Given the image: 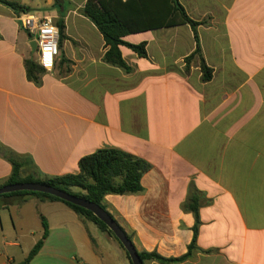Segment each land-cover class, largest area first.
Listing matches in <instances>:
<instances>
[{"label":"crops","instance_id":"obj_1","mask_svg":"<svg viewBox=\"0 0 264 264\" xmlns=\"http://www.w3.org/2000/svg\"><path fill=\"white\" fill-rule=\"evenodd\" d=\"M0 2V145L27 158L21 177L45 180L79 173V161L102 149L145 160L143 192L105 200L138 252L165 258L188 253L199 198V228L190 259L179 264H264V0H179L198 28L210 82L188 25L128 35L147 58L121 46L130 73L104 62L105 41L83 14L87 0ZM27 17L65 23L67 39L52 70L31 82L38 62ZM0 147V186L12 165ZM193 187V192L190 189ZM130 264L125 251L61 201L36 195L0 198V264ZM145 264H158L147 261Z\"/></svg>","mask_w":264,"mask_h":264},{"label":"trees","instance_id":"obj_2","mask_svg":"<svg viewBox=\"0 0 264 264\" xmlns=\"http://www.w3.org/2000/svg\"><path fill=\"white\" fill-rule=\"evenodd\" d=\"M0 2L11 8L18 15L30 12V8L17 3L4 0H0ZM83 14L96 26L104 38L106 47L104 62L111 66L118 67L126 73H130L132 69L122 57L120 50L121 46L127 47L140 58H147L148 53L146 43L138 45L130 44L123 40L125 37L131 34L160 28H172L180 25L190 26L196 42V50L186 58V70L189 71L192 61L195 58H198L200 60L202 81L210 82L212 80L213 69L205 62L198 33V28L206 24V21L199 22L193 20L180 4L179 0H87L83 9ZM56 26L59 29V47L61 48L63 42L67 39L65 33L66 27L64 21L57 22ZM25 68L28 79L36 85H40L41 76L46 73V70L32 60L25 61ZM0 147L5 153L4 157L12 165V174L10 178L1 185L0 188L18 183L47 184L58 190L99 205L107 211L118 224L119 222L116 220L115 216L109 211V206L105 200L106 196L136 195L142 193V178L144 174L151 169V165L148 162L128 153L114 149H102L83 157L79 161L78 174L45 180L36 179L34 176L22 178L20 174L21 169L31 161H28L27 158L22 157L1 145ZM194 190L192 187L190 193ZM30 195H36L65 203L74 210L84 222L94 223L102 232L114 239L125 251L130 264H132L127 251L119 240L108 229V227L90 211L56 197L41 193L17 192L1 195L0 198ZM187 207L194 214L196 220L194 238L192 244L189 246L188 253L180 258H165L157 252H138L144 264L147 261L157 262L158 264H179L191 258L193 250L196 248L200 223L199 198L195 194L190 198ZM42 222L44 227L43 238L32 249L28 258L19 264H31L34 257L42 249L44 242L49 235V227L44 218H42ZM127 236L133 241L132 235L127 234Z\"/></svg>","mask_w":264,"mask_h":264},{"label":"water","instance_id":"obj_3","mask_svg":"<svg viewBox=\"0 0 264 264\" xmlns=\"http://www.w3.org/2000/svg\"><path fill=\"white\" fill-rule=\"evenodd\" d=\"M32 53H37V43L35 40L31 42ZM17 192H33L41 193L56 197L70 204L83 208L93 213L108 229L115 235V237L122 244L127 251L132 264H144L141 260L138 250L136 249L133 241H131L122 227L111 217V215L101 208L99 205L92 203L88 200L78 198L64 191L58 190L52 186L41 183H18L7 185L0 188V196L17 193Z\"/></svg>","mask_w":264,"mask_h":264},{"label":"built area","instance_id":"obj_4","mask_svg":"<svg viewBox=\"0 0 264 264\" xmlns=\"http://www.w3.org/2000/svg\"><path fill=\"white\" fill-rule=\"evenodd\" d=\"M23 24L37 43L39 55L37 63L47 71L52 70L56 58L60 55L59 29L53 19L45 17L42 20H35L33 17H27Z\"/></svg>","mask_w":264,"mask_h":264},{"label":"rangeland","instance_id":"obj_5","mask_svg":"<svg viewBox=\"0 0 264 264\" xmlns=\"http://www.w3.org/2000/svg\"><path fill=\"white\" fill-rule=\"evenodd\" d=\"M17 1V0H16ZM55 1V0H54ZM66 6H73L76 4L77 0H63ZM40 4H43L42 0L39 1Z\"/></svg>","mask_w":264,"mask_h":264}]
</instances>
